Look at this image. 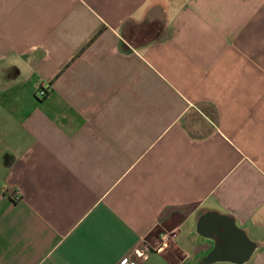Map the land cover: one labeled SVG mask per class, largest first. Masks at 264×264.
I'll return each mask as SVG.
<instances>
[{
  "label": "crops",
  "instance_id": "crops-1",
  "mask_svg": "<svg viewBox=\"0 0 264 264\" xmlns=\"http://www.w3.org/2000/svg\"><path fill=\"white\" fill-rule=\"evenodd\" d=\"M126 261L264 264V0H0V264Z\"/></svg>",
  "mask_w": 264,
  "mask_h": 264
},
{
  "label": "built area",
  "instance_id": "built-area-1",
  "mask_svg": "<svg viewBox=\"0 0 264 264\" xmlns=\"http://www.w3.org/2000/svg\"><path fill=\"white\" fill-rule=\"evenodd\" d=\"M47 86H45L44 85V82H41V83H39L38 85H37V95L39 96V97H41V98H44V97H46L47 96ZM15 199L16 200H20L21 199V196H20V194H19V192L17 193H15ZM135 254H136V257H141V256H143L144 255V252H143V250H137L136 252H135ZM125 264H136V262H131V261H126L125 262Z\"/></svg>",
  "mask_w": 264,
  "mask_h": 264
}]
</instances>
